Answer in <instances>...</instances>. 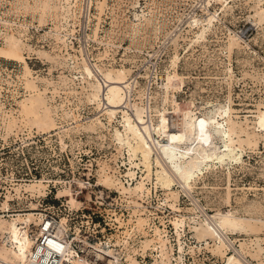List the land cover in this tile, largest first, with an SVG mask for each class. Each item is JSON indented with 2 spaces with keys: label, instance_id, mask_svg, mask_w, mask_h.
Masks as SVG:
<instances>
[{
  "label": "rangeland",
  "instance_id": "obj_1",
  "mask_svg": "<svg viewBox=\"0 0 264 264\" xmlns=\"http://www.w3.org/2000/svg\"><path fill=\"white\" fill-rule=\"evenodd\" d=\"M263 10L264 0H0V145L5 143L9 152L0 154V174L14 178L6 184L0 181V215L7 214L1 208L6 192L15 195L19 186L21 196L9 201L12 213L31 208L40 212L61 202L71 207L70 196L61 191L67 187L73 194L77 190L73 183L85 179L89 169L97 182L106 174L126 186L128 180L135 184L141 169H135L133 179L126 175V149L120 152L113 140L114 128L122 131L121 113L109 125L107 116L87 99L94 80L85 79L82 66L86 62L93 70L124 69L132 84L130 100L147 106L154 124L159 110L179 117L171 112L174 94L182 107L191 102L199 116L211 104L230 102L233 120L247 130L238 149L241 161L232 163L229 173L224 166L205 171L192 182L189 193L177 184L172 193L155 185L152 155V194L139 201L152 224V236L154 226L166 230L169 264H225V256L241 244L246 264H264V141L256 139L253 117L258 107L264 109ZM208 13L217 17L205 37L193 42L199 26H190L189 21L194 17L201 21ZM7 33L21 35L22 62L2 53ZM234 33L241 38L229 50ZM174 56L182 80L174 81L179 85L169 90L165 102L161 77L171 70ZM45 110L53 126L39 130L35 122ZM9 115L18 122L7 130ZM31 180L43 181L44 194L32 195L25 189ZM100 187L118 203L130 205L125 218L131 217L132 198L120 194L116 186ZM84 194L77 198L73 194L71 208L93 206L89 200L79 202ZM227 210L247 219L243 230L228 232L230 247L218 248L212 238L195 237L205 218ZM74 213L82 214L80 209ZM179 217L186 218L180 237L182 261L175 260L179 246L173 220ZM136 232L130 244H138L141 234ZM137 253L141 264H150L158 252L152 248Z\"/></svg>",
  "mask_w": 264,
  "mask_h": 264
},
{
  "label": "bare ground",
  "instance_id": "obj_2",
  "mask_svg": "<svg viewBox=\"0 0 264 264\" xmlns=\"http://www.w3.org/2000/svg\"><path fill=\"white\" fill-rule=\"evenodd\" d=\"M216 17V13H208L205 19L201 21L195 17L189 21L190 26H199L193 42L205 37ZM136 18L140 21L139 15H136ZM240 38L237 33L231 35L228 49L230 50L237 44ZM4 40L6 47L2 53L10 59L22 62L23 57L20 53L22 47L21 35L15 36L7 33ZM177 60L178 56H174L171 61V70L167 69L161 77L164 81L162 86L165 89V102L169 100V90L175 89L182 80V77L177 74L174 68ZM82 67L85 79L91 78L94 80V83H92L93 91L87 96V99L96 103L99 112L107 116L109 125H112L111 123L116 118V114L121 113L119 123L122 131L115 127L113 140L118 145L120 152L126 149L129 165L126 175L133 179L136 175V168L141 169L142 172L134 185L128 180L127 186L120 179H113L106 174L100 175L99 185L116 186L120 194L132 198L130 202L133 204V213L131 217L129 215L127 221L123 222L119 219L115 244L121 246L127 264H141L136 259L135 254H138V251L144 254L152 248L156 249L158 253L154 256V262L150 264H169L171 261L169 250H167L169 239L166 230L154 226L152 236V224L150 225L148 219L144 216L146 210L141 204L148 200L152 194V155L155 154L157 167L155 185L159 184L168 193H172V186L177 184L185 193H189L192 182L199 175H203L205 171L212 167L224 166L229 173L231 164L241 161V152H238V149H242L241 144L245 140L242 136L247 133V130L233 120L230 102L228 104L220 103L218 106L211 104L210 108L204 109L205 111L199 116L196 111L191 109L190 104L193 105L191 102L189 105L182 107L175 100L174 94L171 98L173 104L171 112L179 117L174 118L173 115L167 114L168 110H159V121L154 124L152 115H147L148 111L151 112V110H148L147 106L139 105L132 102V99L130 100L132 84L124 69L101 70L97 68V70H93L86 62ZM174 81L178 83H174ZM38 108H42V106L38 104ZM47 111L45 110L43 115H39L35 122L39 130L53 126L52 119ZM253 117L255 118L254 131L256 132V139L257 141H264V109L258 107ZM17 122L18 119L11 115L6 121L7 130L12 129ZM149 183H151V187L148 186ZM45 187L43 181H33L28 185L26 184L25 189L30 191L32 195H42L45 192ZM20 188V186L15 188V195H12L8 190L1 207L2 211L7 214L0 215V264L26 263L27 255L34 243V237L28 231V225L31 222L37 223L39 221L40 212H33L35 208H31L25 213H12L13 210L12 212L9 210V201L12 198L14 199V196H21ZM61 192H65L66 195L70 196L68 202L74 206L75 199L69 188L64 187ZM139 200H141V203ZM169 205L176 208L175 204L170 203ZM127 206L130 207V205ZM133 214L136 215L135 219H133ZM185 220V217L173 220L175 236L179 246V256L175 259L177 261L182 258L183 247L180 237L182 231H184ZM62 221H64V217ZM245 221L247 219L238 217L231 210L217 212L211 218H205V226L202 223V227L196 230L195 237L198 240L212 238L217 241L215 244H218V248H228L231 243L227 237L228 232L243 230ZM122 227L123 229L120 230L119 228ZM136 231L141 234L139 242L137 245L130 244L129 239L137 233ZM245 253L244 246L241 244L239 249H235L234 254L225 256V264H246L247 262L243 260Z\"/></svg>",
  "mask_w": 264,
  "mask_h": 264
},
{
  "label": "built area",
  "instance_id": "obj_3",
  "mask_svg": "<svg viewBox=\"0 0 264 264\" xmlns=\"http://www.w3.org/2000/svg\"><path fill=\"white\" fill-rule=\"evenodd\" d=\"M6 149L5 143H2L0 151L3 152L0 154L7 155L9 152L6 153ZM87 174L85 179H81L82 181L73 183L77 188L73 194L77 198L79 193L85 191L84 199L79 200L80 203L89 200L93 202V206L88 207L89 209H84L85 206L73 209L61 202L58 205L49 204L48 207L39 209V221L28 225L34 243L24 264H127L124 251L120 245L115 244V234L118 231L119 219L123 222L127 221L125 213L128 212L129 206L124 202L118 203L111 194H105L104 189L100 187L102 185L92 179L94 175L91 169ZM13 179V176L0 174L2 183L12 182ZM69 187H72V183ZM108 190V193L112 192L111 189ZM50 192L48 191L46 195ZM79 209L82 213L80 217L75 216L74 213ZM63 217L64 221H62ZM119 229L122 230L123 227ZM137 235V233L133 234L129 242L131 243Z\"/></svg>",
  "mask_w": 264,
  "mask_h": 264
}]
</instances>
